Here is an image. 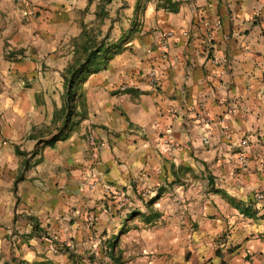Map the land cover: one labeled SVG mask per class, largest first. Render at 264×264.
Wrapping results in <instances>:
<instances>
[{"label": "crops", "instance_id": "0c3cea01", "mask_svg": "<svg viewBox=\"0 0 264 264\" xmlns=\"http://www.w3.org/2000/svg\"><path fill=\"white\" fill-rule=\"evenodd\" d=\"M170 1L0 0V264H264V0Z\"/></svg>", "mask_w": 264, "mask_h": 264}, {"label": "trees", "instance_id": "16d2710c", "mask_svg": "<svg viewBox=\"0 0 264 264\" xmlns=\"http://www.w3.org/2000/svg\"><path fill=\"white\" fill-rule=\"evenodd\" d=\"M109 1V0H107ZM162 7H164L167 10L175 11L177 10L178 7V2H172L170 0H162ZM79 76V72L75 69H70L68 71V86L65 92L66 96V102H65V108L64 110L66 111V116H67V122H70L71 114L73 111V100H74V81L77 79ZM54 136L53 138H55ZM37 153V151H32V154L34 155Z\"/></svg>", "mask_w": 264, "mask_h": 264}, {"label": "built area", "instance_id": "2783aa9c", "mask_svg": "<svg viewBox=\"0 0 264 264\" xmlns=\"http://www.w3.org/2000/svg\"><path fill=\"white\" fill-rule=\"evenodd\" d=\"M161 48H162V51H163V57H166V52H167V42L165 41V39H163L161 41ZM155 74L154 72L151 73V78L153 80H155L156 78L154 77ZM82 133H83V137H84V140H85V143L87 144V146L89 147V150H90V154L91 156L93 157H97V150H98V143H97V138H96V135L93 131V128L89 125V124H85L83 127H82ZM172 149V147L169 145L167 147V150H170ZM242 159V157H241ZM151 191H146L144 193V195H149ZM264 197V193H259L257 195V198L258 199H261Z\"/></svg>", "mask_w": 264, "mask_h": 264}]
</instances>
